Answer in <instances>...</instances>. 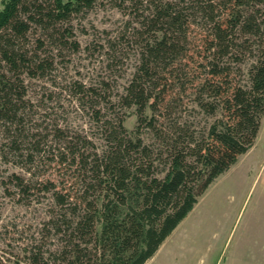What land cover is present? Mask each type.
<instances>
[{"label":"trees","instance_id":"1","mask_svg":"<svg viewBox=\"0 0 264 264\" xmlns=\"http://www.w3.org/2000/svg\"><path fill=\"white\" fill-rule=\"evenodd\" d=\"M104 1L131 9L137 25L139 64L119 103L135 108L138 130L130 136L119 117L95 110L105 141L97 151L57 124H36L26 80L52 77L80 49L72 21ZM76 89L97 105V88ZM188 100L213 118L206 127L182 112ZM263 115L264 0H4L0 8V155L31 172L15 176L19 192H50L52 202L28 264H145L251 149Z\"/></svg>","mask_w":264,"mask_h":264},{"label":"rangeland","instance_id":"2","mask_svg":"<svg viewBox=\"0 0 264 264\" xmlns=\"http://www.w3.org/2000/svg\"><path fill=\"white\" fill-rule=\"evenodd\" d=\"M114 3L104 1L74 18L80 49L59 61L52 77L26 80L34 106L33 121L43 128L57 124L68 133L84 136L97 151L103 149L105 141L95 110L103 119L119 117L130 136L138 130L135 108L119 103L139 64L140 49L132 28L137 25L131 9L121 10ZM78 85L98 89L101 96L97 105L89 96L79 99ZM104 95L109 96V102L104 101ZM187 106L182 112L190 114L199 127L212 121L192 101L188 100ZM139 130L147 141L149 134L143 127ZM251 155L240 156V162ZM39 170L55 176L49 167ZM241 170L234 167L217 177L145 264H264L260 187L253 183V174L242 175ZM30 174L13 159L5 161L0 155V264H28L26 250L39 240L52 208L50 192L33 188L22 194L16 189L15 176L27 180Z\"/></svg>","mask_w":264,"mask_h":264},{"label":"crops","instance_id":"3","mask_svg":"<svg viewBox=\"0 0 264 264\" xmlns=\"http://www.w3.org/2000/svg\"><path fill=\"white\" fill-rule=\"evenodd\" d=\"M250 152L253 153V155H251L249 159L240 162L241 158L239 157L238 161L231 166L230 169L241 167L244 169L240 171L242 175H247L249 173L253 174V183H256V186L260 187L261 202L264 204V115L261 118V126L255 143L245 154H249Z\"/></svg>","mask_w":264,"mask_h":264}]
</instances>
